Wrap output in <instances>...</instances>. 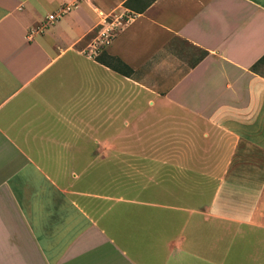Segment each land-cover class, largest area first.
I'll return each mask as SVG.
<instances>
[{
    "label": "crops",
    "instance_id": "obj_1",
    "mask_svg": "<svg viewBox=\"0 0 264 264\" xmlns=\"http://www.w3.org/2000/svg\"><path fill=\"white\" fill-rule=\"evenodd\" d=\"M72 1L0 0V264H264V0Z\"/></svg>",
    "mask_w": 264,
    "mask_h": 264
},
{
    "label": "built area",
    "instance_id": "obj_2",
    "mask_svg": "<svg viewBox=\"0 0 264 264\" xmlns=\"http://www.w3.org/2000/svg\"><path fill=\"white\" fill-rule=\"evenodd\" d=\"M77 0L65 3L58 8V10L45 17V22L41 28L55 22L58 18L68 13L75 8ZM101 16L100 22L97 25L96 35L84 46L81 53L88 59H93L98 56L101 51L107 47L121 29L126 26L132 19L133 15L130 13H121L118 15H105Z\"/></svg>",
    "mask_w": 264,
    "mask_h": 264
},
{
    "label": "trees",
    "instance_id": "obj_3",
    "mask_svg": "<svg viewBox=\"0 0 264 264\" xmlns=\"http://www.w3.org/2000/svg\"><path fill=\"white\" fill-rule=\"evenodd\" d=\"M97 62L103 64L104 66L110 68L112 71L123 75L125 77L131 76L133 71L123 64L119 59L109 56H98L95 59ZM264 54L251 66V71L254 73H258L264 76Z\"/></svg>",
    "mask_w": 264,
    "mask_h": 264
},
{
    "label": "rangeland",
    "instance_id": "obj_4",
    "mask_svg": "<svg viewBox=\"0 0 264 264\" xmlns=\"http://www.w3.org/2000/svg\"><path fill=\"white\" fill-rule=\"evenodd\" d=\"M83 48H84V47H83ZM99 55H100V54H99ZM99 55H98V56H99ZM98 56H96V57H95V58H93V59H96ZM261 70L263 71L264 69H261ZM130 139H131V138L129 137V140H130Z\"/></svg>",
    "mask_w": 264,
    "mask_h": 264
}]
</instances>
